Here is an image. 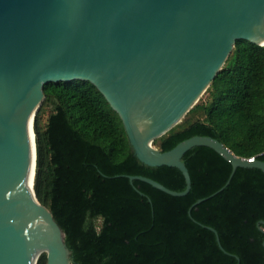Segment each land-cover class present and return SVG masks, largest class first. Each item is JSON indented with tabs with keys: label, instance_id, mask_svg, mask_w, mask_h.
<instances>
[{
	"label": "water",
	"instance_id": "1",
	"mask_svg": "<svg viewBox=\"0 0 264 264\" xmlns=\"http://www.w3.org/2000/svg\"><path fill=\"white\" fill-rule=\"evenodd\" d=\"M238 40L264 47V0H0V264H37L43 254L46 264H71L63 232L26 181L31 119L47 84L94 86L119 116L135 158L177 169L185 190L123 176L131 184L182 198L191 190L182 161L189 151L208 148L228 162L225 185L197 200L190 218L238 168L264 174V162L247 163L210 137H191L168 152L152 146L199 103Z\"/></svg>",
	"mask_w": 264,
	"mask_h": 264
},
{
	"label": "trees",
	"instance_id": "2",
	"mask_svg": "<svg viewBox=\"0 0 264 264\" xmlns=\"http://www.w3.org/2000/svg\"><path fill=\"white\" fill-rule=\"evenodd\" d=\"M33 120L37 201L65 236L71 264H264V174L231 166L208 148L183 158L187 196H168L140 176L181 193L174 168L142 165L122 122L88 82L47 84ZM210 137L235 157L264 162V47L238 40L199 103L152 146L161 152ZM213 229L225 251L218 247ZM37 264H46L41 255Z\"/></svg>",
	"mask_w": 264,
	"mask_h": 264
},
{
	"label": "bare ground",
	"instance_id": "3",
	"mask_svg": "<svg viewBox=\"0 0 264 264\" xmlns=\"http://www.w3.org/2000/svg\"><path fill=\"white\" fill-rule=\"evenodd\" d=\"M32 127H33V122H32V119H31V152H32V162H31V166H30L29 173H28L27 180H26L30 194H32V189H33L32 188L33 173L35 172V170H34V141H33L34 138H33V135H32ZM38 256H37V258H38Z\"/></svg>",
	"mask_w": 264,
	"mask_h": 264
},
{
	"label": "built area",
	"instance_id": "4",
	"mask_svg": "<svg viewBox=\"0 0 264 264\" xmlns=\"http://www.w3.org/2000/svg\"><path fill=\"white\" fill-rule=\"evenodd\" d=\"M247 163H254L255 161H256V158L255 157H251V158H249V159H244ZM261 232H262V234L264 235V227L262 226L261 227Z\"/></svg>",
	"mask_w": 264,
	"mask_h": 264
},
{
	"label": "rangeland",
	"instance_id": "5",
	"mask_svg": "<svg viewBox=\"0 0 264 264\" xmlns=\"http://www.w3.org/2000/svg\"><path fill=\"white\" fill-rule=\"evenodd\" d=\"M204 96V95H203Z\"/></svg>",
	"mask_w": 264,
	"mask_h": 264
}]
</instances>
